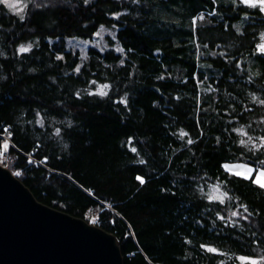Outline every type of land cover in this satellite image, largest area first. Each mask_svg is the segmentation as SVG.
<instances>
[{"label": "trees", "instance_id": "16d2710c", "mask_svg": "<svg viewBox=\"0 0 264 264\" xmlns=\"http://www.w3.org/2000/svg\"><path fill=\"white\" fill-rule=\"evenodd\" d=\"M23 15L0 5V134H12L16 178L43 204L87 221L98 213L125 264L264 258V190L222 167L264 168V150L241 147L246 137L232 131L264 136V106L253 102L264 99V14L238 0H30ZM101 26L116 38L82 62L67 39ZM102 84L107 97L87 94ZM216 184L225 205L204 195Z\"/></svg>", "mask_w": 264, "mask_h": 264}, {"label": "water", "instance_id": "95a60500", "mask_svg": "<svg viewBox=\"0 0 264 264\" xmlns=\"http://www.w3.org/2000/svg\"><path fill=\"white\" fill-rule=\"evenodd\" d=\"M0 264H125L120 241L41 203L0 164Z\"/></svg>", "mask_w": 264, "mask_h": 264}, {"label": "snow or ice", "instance_id": "6c2138e0", "mask_svg": "<svg viewBox=\"0 0 264 264\" xmlns=\"http://www.w3.org/2000/svg\"><path fill=\"white\" fill-rule=\"evenodd\" d=\"M84 3H89V0H84ZM233 3H237V0H233ZM238 3L243 5L245 8L248 9H256L259 13L264 14V0H238ZM0 5L5 6L9 11H11L14 15L18 16L21 21L24 20V15H22L25 12V9L28 7V4L24 2V0H0ZM214 14V13H210ZM119 15L116 14L115 18H119ZM200 20L204 19V15L201 14L198 18ZM196 21H193V24H195ZM103 26H101V31L97 32L96 35L99 36L101 32H103ZM115 38V37H113ZM32 49V44H28L27 46L21 45L18 49L19 53H28ZM116 51L118 52H124L123 48H117ZM255 54L264 56V33H261L260 35V42L255 45ZM221 55H224V53H221ZM57 60H63L62 56H57ZM123 63V61H121ZM237 67H239V64H237ZM80 67L75 68V72H80ZM163 78V77H161ZM207 79V77H205ZM91 84L95 85L96 81H91ZM111 88V85L109 84H102L99 85L95 91H89L87 94L89 96H98V97H107L109 94V90ZM77 98H79V93L76 94ZM179 99V97H177ZM258 101L261 106H264V99H260L259 97L253 96V102ZM119 103H122L127 107L128 101L127 98H122ZM199 107V102H198ZM38 123L43 126V119L39 120ZM264 123V121H262ZM233 132H235L238 136L246 137V139L239 140V145L241 147L247 148L251 152H261V150H264V136H260L257 139H253L247 131H245L243 128H233ZM4 132L8 134V139L0 141V164H4L6 161V154L10 150V140H11V132L7 128L4 129ZM61 133V130L59 128L56 129V135L59 136ZM189 134L183 130L179 132V137L181 139H184L185 137H188ZM217 142H219V138H217ZM186 143L188 145H193L196 143L195 140L188 138ZM133 152L136 151L135 148L132 149ZM29 163H32L33 161L29 159ZM140 163H144L143 160L140 161ZM262 164H264V161H261ZM226 172H228L232 176L240 177L244 180H249L254 185L258 186L260 189L264 190V168H254L250 165H223L222 166ZM16 176H20L21 173L19 171L14 173ZM136 180L139 182L140 185H143L146 183L145 179L141 176H137ZM203 191V190H202ZM204 195L207 197L209 202L218 203L220 205H225L228 201L231 200V197L229 196L227 191L222 190L221 184H216L212 187L210 193H204ZM243 207L244 212H248V208L244 205H241ZM250 214V213H249ZM231 217H240L244 220H247V216H241L240 212L233 211L231 213ZM217 219L221 221H225L227 218L222 215H217ZM91 222L94 224L96 223V219L93 218ZM202 248H205L206 251L210 253H216L217 249L212 247H206L204 245H201ZM242 262V264H264V258H261L260 260L257 259H249L245 257L239 258Z\"/></svg>", "mask_w": 264, "mask_h": 264}, {"label": "rangeland", "instance_id": "374dc122", "mask_svg": "<svg viewBox=\"0 0 264 264\" xmlns=\"http://www.w3.org/2000/svg\"><path fill=\"white\" fill-rule=\"evenodd\" d=\"M24 2L29 5L30 0H24ZM27 8L25 10H27ZM103 29H104V31L101 32V34L99 36L95 35L92 39L68 38L67 39V44H68L67 48H69L71 50H74V51H79L80 55H81V61L82 62L85 61V59H87V57H88V51H89L91 46L98 47L100 49H106V48H109V46H108L109 45L108 37H112V38L115 37L116 38V33L115 32L117 30L111 29V28H107V27H103ZM100 31H101V28H100L99 32ZM115 46H116V48H121V46H119V45H115ZM2 140H5V138H3ZM32 161H34V160H32ZM10 162H11V160H10ZM241 164L248 165V164H245V163H240V164L239 163H227L226 165L232 166V165H241ZM8 169H10L13 174L15 172H17V171L13 170L11 165H8ZM16 177H19V176H16ZM93 218L96 219V223H94V224L98 225L99 214L98 213H90V214H88L87 215V219L89 221L88 223L93 224L91 222V220Z\"/></svg>", "mask_w": 264, "mask_h": 264}, {"label": "built area", "instance_id": "2783aa9c", "mask_svg": "<svg viewBox=\"0 0 264 264\" xmlns=\"http://www.w3.org/2000/svg\"><path fill=\"white\" fill-rule=\"evenodd\" d=\"M8 139V134L4 133V134H0V141H2V139ZM13 146V142L10 140V150L9 152L6 154V161L4 164H1L2 166H5L6 168H8L9 162H10V158H11V147ZM34 160V159H33ZM44 162H46V160H44ZM40 164V163H39Z\"/></svg>", "mask_w": 264, "mask_h": 264}]
</instances>
